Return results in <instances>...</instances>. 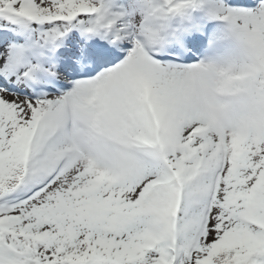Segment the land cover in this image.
I'll return each mask as SVG.
<instances>
[{
  "label": "snow or ice",
  "instance_id": "snow-or-ice-1",
  "mask_svg": "<svg viewBox=\"0 0 264 264\" xmlns=\"http://www.w3.org/2000/svg\"><path fill=\"white\" fill-rule=\"evenodd\" d=\"M0 264H264V0H0Z\"/></svg>",
  "mask_w": 264,
  "mask_h": 264
}]
</instances>
